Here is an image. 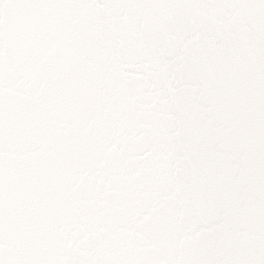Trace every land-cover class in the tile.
Here are the masks:
<instances>
[{"label":"snow or ice","instance_id":"snow-or-ice-1","mask_svg":"<svg viewBox=\"0 0 264 264\" xmlns=\"http://www.w3.org/2000/svg\"><path fill=\"white\" fill-rule=\"evenodd\" d=\"M0 264H264V0H0Z\"/></svg>","mask_w":264,"mask_h":264}]
</instances>
